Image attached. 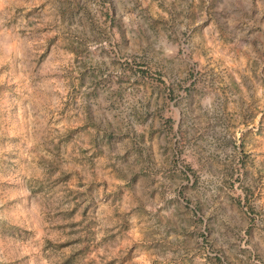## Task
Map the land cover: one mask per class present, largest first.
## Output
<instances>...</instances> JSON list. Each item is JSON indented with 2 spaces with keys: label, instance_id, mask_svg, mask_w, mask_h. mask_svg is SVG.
<instances>
[{
  "label": "rangeland",
  "instance_id": "rangeland-1",
  "mask_svg": "<svg viewBox=\"0 0 264 264\" xmlns=\"http://www.w3.org/2000/svg\"><path fill=\"white\" fill-rule=\"evenodd\" d=\"M0 264H264V0H0Z\"/></svg>",
  "mask_w": 264,
  "mask_h": 264
}]
</instances>
